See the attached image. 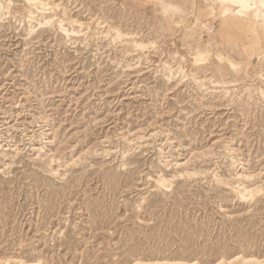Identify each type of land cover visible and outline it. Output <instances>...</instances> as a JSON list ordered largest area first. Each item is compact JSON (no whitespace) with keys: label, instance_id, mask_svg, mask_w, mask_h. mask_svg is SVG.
I'll return each mask as SVG.
<instances>
[{"label":"rangeland","instance_id":"rangeland-1","mask_svg":"<svg viewBox=\"0 0 264 264\" xmlns=\"http://www.w3.org/2000/svg\"><path fill=\"white\" fill-rule=\"evenodd\" d=\"M41 2L0 0V264L264 261V31Z\"/></svg>","mask_w":264,"mask_h":264},{"label":"bare ground","instance_id":"bare-ground-1","mask_svg":"<svg viewBox=\"0 0 264 264\" xmlns=\"http://www.w3.org/2000/svg\"><path fill=\"white\" fill-rule=\"evenodd\" d=\"M27 1L30 4L28 6L33 5L34 7L35 6L38 7V6H43L44 5L42 3L43 1L41 2V0H27ZM158 1H160L162 3L163 10H164V12H166L167 11V6L165 5V3H163V0H158ZM212 1H213L214 4L219 5V7L221 9V12L220 13H221V16L222 17L225 18V17L231 16V15L236 17V16H242L243 14H245V15L248 16V20H247L248 22L245 23L244 21H246V20L241 19V22L240 23L247 24V25L249 24V25H253V26H254V24H257V26L259 27V29H261L262 31H264V0H212ZM2 8L3 7L0 6V9H2ZM28 12H29V10H28ZM31 13H33V12H31ZM36 17H38V16H36ZM33 19L34 18H32V20ZM66 19H69V18L66 17ZM35 20H37V19H35ZM230 21H234V18H230ZM232 23L234 24V22H232ZM232 23H231V25H233ZM62 30L64 32H67V30H64V29H62ZM197 54H199V53H197ZM249 177H245V178L248 180ZM165 181H164V179H162V177H161V179H159V183H161L162 185L164 184ZM232 187L234 189V185ZM257 189H259V188L256 187V188H252V189H250V188L247 189V187L242 186L239 189L238 193L241 196L246 194L249 197V195H253L254 193H257ZM236 190H237V188L235 189V192H236ZM239 195H237V196H239ZM244 197H246V196H244ZM219 258H220V261H218V263H216V264H264V261L257 260V259H255L253 257H251V258H245L243 256L239 257V255L236 256L234 259H232L230 261H225V259H223V256H220ZM134 261H135L134 264H200L198 262H191V263L185 262L184 263V262L177 261V260H167V259H160V260L154 259L152 263L142 262L140 259H135Z\"/></svg>","mask_w":264,"mask_h":264}]
</instances>
